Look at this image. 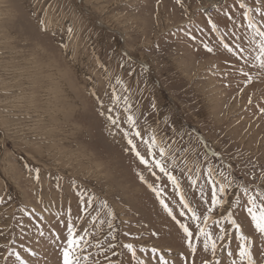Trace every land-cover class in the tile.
Listing matches in <instances>:
<instances>
[{"label": "rangeland", "instance_id": "374dc122", "mask_svg": "<svg viewBox=\"0 0 264 264\" xmlns=\"http://www.w3.org/2000/svg\"><path fill=\"white\" fill-rule=\"evenodd\" d=\"M261 109L264 0H0V264H264Z\"/></svg>", "mask_w": 264, "mask_h": 264}, {"label": "snow or ice", "instance_id": "6c2138e0", "mask_svg": "<svg viewBox=\"0 0 264 264\" xmlns=\"http://www.w3.org/2000/svg\"><path fill=\"white\" fill-rule=\"evenodd\" d=\"M209 51H211V49H209ZM261 111H264V109H261ZM129 122H132L131 117H129ZM113 123H115V121H113ZM137 135H139L138 132H137ZM153 142L155 143V139H153ZM129 144H132L131 140H129ZM133 150L135 151V146H133ZM165 151H166V149L163 146H161L160 147V154L163 155L165 153ZM136 155L138 157H140V160L142 163H147V160L145 159V157L141 156V154L139 152H136ZM156 167H159L162 172H165L166 174H168L166 169L162 166V162L160 160L156 161ZM209 176H211V171H209ZM169 178L175 182V177L169 175ZM141 179H143V177H141ZM220 190L224 191L223 187H221ZM245 191H247V189H245ZM216 202H217L216 201V194H215V191H213V204H215ZM249 204H251L252 206L247 208V213L251 217L252 222L254 223L256 229L260 233L264 234V201L257 203L255 197L250 196L249 197ZM165 207L168 210L169 214L171 215L172 210L168 209L167 205H165ZM193 218L198 219V217H196L195 213L193 214ZM173 219H175V217H173ZM205 219H207V217H205ZM235 223L236 222L233 221V224H235ZM180 226H181V228H183L184 232L187 234L188 237H191L193 235L192 232L189 231V229L186 225L181 223ZM237 227H239V226L237 225ZM68 228H69V234H68V238H67V246L63 250V264H78V258L74 256V251L79 246L80 241L83 239V237H77L74 235L71 224H69ZM200 231L203 232V229H200ZM128 247L131 248V245H128ZM212 247L215 248L214 243H213ZM241 255L242 256L249 255V264H252L250 254L247 253L246 250L243 248L241 249Z\"/></svg>", "mask_w": 264, "mask_h": 264}]
</instances>
